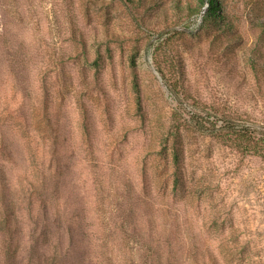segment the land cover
Instances as JSON below:
<instances>
[{"label":"rangeland","instance_id":"obj_1","mask_svg":"<svg viewBox=\"0 0 264 264\" xmlns=\"http://www.w3.org/2000/svg\"><path fill=\"white\" fill-rule=\"evenodd\" d=\"M211 257L264 264V0H0V264Z\"/></svg>","mask_w":264,"mask_h":264},{"label":"trees","instance_id":"obj_2","mask_svg":"<svg viewBox=\"0 0 264 264\" xmlns=\"http://www.w3.org/2000/svg\"><path fill=\"white\" fill-rule=\"evenodd\" d=\"M208 3H209V6H210V2H208ZM227 129L230 131L232 136H234L235 138L240 139L241 144H243L245 147L248 146L250 148H253V151H255L254 147L257 146V145L253 142L255 137H252V133L251 132H249L248 130H245V131L242 132V130H240L237 126H235V124L233 126L231 125V127L227 128ZM2 200L4 202V197L3 196H2ZM4 208H5V211H6L7 206L4 205ZM208 259H209L208 264H219L218 263V259H216L214 257H211V258H208Z\"/></svg>","mask_w":264,"mask_h":264}]
</instances>
